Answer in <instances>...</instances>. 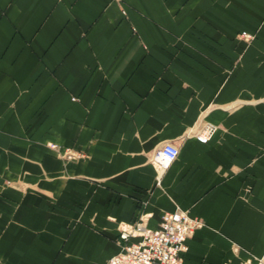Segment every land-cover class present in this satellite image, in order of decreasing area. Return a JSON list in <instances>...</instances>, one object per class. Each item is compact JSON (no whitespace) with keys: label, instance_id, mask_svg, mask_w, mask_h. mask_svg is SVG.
<instances>
[{"label":"crops","instance_id":"obj_1","mask_svg":"<svg viewBox=\"0 0 264 264\" xmlns=\"http://www.w3.org/2000/svg\"><path fill=\"white\" fill-rule=\"evenodd\" d=\"M177 208L184 264L264 254V0H0V264H106Z\"/></svg>","mask_w":264,"mask_h":264},{"label":"built area","instance_id":"obj_2","mask_svg":"<svg viewBox=\"0 0 264 264\" xmlns=\"http://www.w3.org/2000/svg\"><path fill=\"white\" fill-rule=\"evenodd\" d=\"M241 37L247 41L252 38L247 33H242ZM214 131L215 127L207 124L196 137L200 142L207 143ZM49 147L53 150L60 149L57 144H50ZM178 156V146L169 142L155 152L152 160L162 175ZM82 157V153L70 148L64 149V159L68 162L79 161ZM202 226V220L192 217L180 208L163 213L157 228L151 229L141 221L136 224L133 231H124L121 234L125 241L131 237L136 241L124 245L106 264H184V254L189 250L188 240ZM245 264H264V254Z\"/></svg>","mask_w":264,"mask_h":264}]
</instances>
